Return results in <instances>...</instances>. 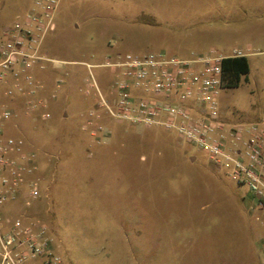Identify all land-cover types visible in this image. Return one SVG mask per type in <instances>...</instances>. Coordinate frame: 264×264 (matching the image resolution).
Returning a JSON list of instances; mask_svg holds the SVG:
<instances>
[{
    "label": "rangeland",
    "instance_id": "1",
    "mask_svg": "<svg viewBox=\"0 0 264 264\" xmlns=\"http://www.w3.org/2000/svg\"><path fill=\"white\" fill-rule=\"evenodd\" d=\"M33 2L4 0L0 29ZM55 22L42 52L66 64L36 67L38 95L0 104L16 115L6 134L37 153L40 198L31 213L47 224L64 264H264V208L247 187L175 133L108 118L81 64L124 52L186 58L242 49L251 72L221 92L220 111L264 127V0H61ZM91 72L107 93L113 72ZM29 100L42 106L30 112ZM91 112L100 117L90 121Z\"/></svg>",
    "mask_w": 264,
    "mask_h": 264
},
{
    "label": "built area",
    "instance_id": "2",
    "mask_svg": "<svg viewBox=\"0 0 264 264\" xmlns=\"http://www.w3.org/2000/svg\"><path fill=\"white\" fill-rule=\"evenodd\" d=\"M60 2L34 0L23 18L1 29L0 98L36 97L42 86L34 76L35 68L46 63L66 64L42 52L45 39L56 31ZM3 3L0 0V9ZM245 56L238 48L229 56L210 50L186 58L164 52H124L108 56L99 65L81 64L88 68L86 84L97 96L98 110L108 118L177 134L203 152L213 167L247 187L256 206L264 208L263 124L232 123L223 117L219 104L225 89L223 59ZM93 67L113 72L107 93L96 82ZM26 105L34 112L42 103L29 100ZM15 117L8 106L0 104V264H64L53 247L47 224L31 213L33 202L40 198L38 156L25 139L6 134V124ZM95 117L100 116L89 114L90 121ZM50 118L49 113L42 114V119ZM19 203L22 209L2 211L6 205Z\"/></svg>",
    "mask_w": 264,
    "mask_h": 264
},
{
    "label": "trees",
    "instance_id": "3",
    "mask_svg": "<svg viewBox=\"0 0 264 264\" xmlns=\"http://www.w3.org/2000/svg\"><path fill=\"white\" fill-rule=\"evenodd\" d=\"M222 68L225 73V88L238 87L242 78L251 72V66L246 56L224 58Z\"/></svg>",
    "mask_w": 264,
    "mask_h": 264
},
{
    "label": "crops",
    "instance_id": "4",
    "mask_svg": "<svg viewBox=\"0 0 264 264\" xmlns=\"http://www.w3.org/2000/svg\"><path fill=\"white\" fill-rule=\"evenodd\" d=\"M3 6V5H2ZM33 6V5H32ZM32 8V7H31ZM6 25H9V24H5L4 26H6ZM4 26H2V28L4 27ZM1 28V29H2ZM1 29H0V34H1ZM36 70V69H35ZM35 70H34V72H35ZM35 74V73H34ZM6 102V101H5Z\"/></svg>",
    "mask_w": 264,
    "mask_h": 264
}]
</instances>
